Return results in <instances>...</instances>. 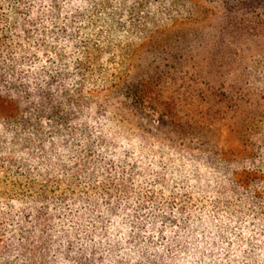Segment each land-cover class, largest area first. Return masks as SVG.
<instances>
[{
  "label": "rangeland",
  "instance_id": "rangeland-1",
  "mask_svg": "<svg viewBox=\"0 0 264 264\" xmlns=\"http://www.w3.org/2000/svg\"><path fill=\"white\" fill-rule=\"evenodd\" d=\"M245 9L251 7L239 0H33L30 16L18 18L21 68L30 69L42 94L48 85L75 86L66 89L63 99L73 105L63 110L98 128L108 157L163 161L208 179L215 163L264 161V38L248 27L256 18ZM63 33L70 40L56 44L53 35ZM3 108L0 147H15L16 161H25L22 144L1 133ZM260 115L263 122L252 120ZM51 141L48 161L80 153ZM3 191L0 183V209ZM17 207L11 204L12 213ZM15 253L0 245V264H19Z\"/></svg>",
  "mask_w": 264,
  "mask_h": 264
},
{
  "label": "trees",
  "instance_id": "trees-1",
  "mask_svg": "<svg viewBox=\"0 0 264 264\" xmlns=\"http://www.w3.org/2000/svg\"><path fill=\"white\" fill-rule=\"evenodd\" d=\"M32 3L13 0L6 7L0 0L1 133L26 153L16 161L15 147H0L3 252L13 247L19 264H264L262 157L237 167L215 163L208 179L163 161L108 157L98 128L77 123L72 108L63 110L73 105L63 97L75 86L53 91L48 85L42 94L30 69L21 68L18 18L30 16ZM239 3L251 7L244 13L256 23L248 27L264 38V0ZM64 33L53 35L56 44L70 40ZM260 117L252 120L261 123ZM51 139L68 152L79 146L80 153L73 161H48ZM261 148L264 153V137Z\"/></svg>",
  "mask_w": 264,
  "mask_h": 264
}]
</instances>
